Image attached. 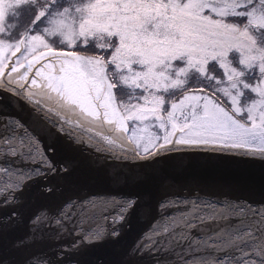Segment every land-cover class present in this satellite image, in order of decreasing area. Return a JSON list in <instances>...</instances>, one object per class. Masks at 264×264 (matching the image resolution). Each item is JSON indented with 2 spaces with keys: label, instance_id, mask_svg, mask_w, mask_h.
Listing matches in <instances>:
<instances>
[{
  "label": "snow or ice",
  "instance_id": "6c2138e0",
  "mask_svg": "<svg viewBox=\"0 0 264 264\" xmlns=\"http://www.w3.org/2000/svg\"><path fill=\"white\" fill-rule=\"evenodd\" d=\"M0 47L16 57L10 67L8 56L0 59V76L6 68L9 72L0 92L13 94L17 103L35 105L33 112L45 121L49 118L32 88L24 92L35 65L34 77L44 81L39 87L55 93L70 110L79 109L94 120L102 116L118 133L129 132L126 121L139 122L143 134L137 135L134 123L128 137L135 144L134 154L122 152L115 159L152 160L206 150L264 160V0H0ZM21 67L23 72L10 75ZM30 85L37 86V79ZM0 144H7L12 156L25 149L16 158L38 165L20 177L45 181L38 190L41 199L54 200L62 193L74 161L57 160L55 147L45 149L16 117L0 115ZM10 164L9 156L0 159V168L8 173L13 171ZM124 179L113 174L114 183ZM12 187L22 192L24 184ZM138 202L137 197L125 198L117 218L126 219L125 213ZM21 203L11 190L0 196V207ZM229 207L238 224L193 241L189 249L198 244L223 251L224 256L213 257L215 264H264V205L230 202ZM74 208L71 201L37 207L25 240L35 243L53 223L59 235ZM11 218L20 220V213L12 212ZM7 222L0 218V231ZM181 227L195 224L185 219ZM161 232L176 239L167 224L155 235ZM109 235L118 236L119 231L113 227ZM103 238L84 234L69 247L78 251L81 243ZM156 243L146 236L135 248L141 255L151 253L159 251ZM14 246L25 244L17 241ZM25 264L51 261L40 254Z\"/></svg>",
  "mask_w": 264,
  "mask_h": 264
},
{
  "label": "water",
  "instance_id": "95a60500",
  "mask_svg": "<svg viewBox=\"0 0 264 264\" xmlns=\"http://www.w3.org/2000/svg\"><path fill=\"white\" fill-rule=\"evenodd\" d=\"M5 80H0V88ZM0 96L3 97L0 115L22 121L45 149L54 146L57 160L75 162L73 173L62 182V193L54 200L41 199L38 190L45 181L42 178L24 181L20 177L38 165L16 158L25 149L18 148L12 156L10 147L0 144V159L9 156V167L13 169L8 173L0 168V196L11 190L22 198L18 207H0V218L8 221L0 231V261L4 264H25L29 257L40 254L51 264H68L69 258L71 264H184L187 260L199 264L197 258L205 264H215L213 257L224 256L223 251L198 244L189 249V244L238 224V217L230 214V202H246L257 208L264 205L262 159L206 150L152 160L115 159L122 152L131 157L135 148L122 144L107 131L80 124L42 101L40 107L49 118L47 121L33 112L35 105L23 100L17 103L7 91L0 92ZM57 127H63L64 132L57 131ZM67 133L78 142L73 143ZM113 174L123 176L124 181L114 183ZM14 183H23V191L16 192ZM129 197H137L139 202L125 213L126 219L117 218L125 198ZM67 201L75 208L64 222L65 231L58 235L59 227L53 223L42 238L36 237L35 243L25 240L37 207H57ZM14 211L20 213V220L11 218ZM209 216L213 218L208 219ZM185 219L195 227L182 228ZM166 224L174 229L175 240L169 233L155 235ZM113 227L119 231L118 236L109 235ZM84 234L105 238L89 239L81 243L78 251H73L69 246ZM146 236L158 242L155 247L159 251L142 255L137 251L135 245ZM17 241H24L25 246L15 247ZM196 247L199 251L194 250Z\"/></svg>",
  "mask_w": 264,
  "mask_h": 264
},
{
  "label": "rangeland",
  "instance_id": "374dc122",
  "mask_svg": "<svg viewBox=\"0 0 264 264\" xmlns=\"http://www.w3.org/2000/svg\"><path fill=\"white\" fill-rule=\"evenodd\" d=\"M21 51H23V47L21 48ZM5 56H8V64L9 67L12 64V61L15 60L16 57L14 56H10L9 55V50L8 49H4L2 47H0V59H3ZM16 56H20V53L17 52ZM44 61L42 60L41 63H43ZM39 67V65H35V67L32 70V73H29V81L28 83L25 85V92L28 93V87L32 88V93L34 94L35 98H37L38 100L42 101L43 103H47L49 105L55 106L58 109L63 110L65 113H67L69 116H71L72 118L78 119L83 121L84 123L88 124L89 127H92L94 129L100 130V131H107L109 132L116 140H118L119 142H121L122 144H125L127 146L133 147L135 148V144L133 143V141L131 139H129L128 137L131 136V129L133 127V124L135 123L136 125H138L137 127V135H142L143 131L142 128L139 126V122H133V121H126V126L129 129L128 133H123V132H115L113 129L115 128V124L113 125H109L105 122H103V117L101 116L100 119L98 120H94L92 117H88L84 114H82L79 109H77L76 111H72L70 110V107L67 105H63V102H58V97L55 93H50L48 90L43 89L41 87H39V85L41 83H44V81H41L40 77H34V72L36 71V69ZM25 69L23 67L18 69L17 73H11L10 75L13 77H16L18 75L19 72H23ZM47 74V73H45ZM54 74V72H53ZM9 75L8 69H5V73L4 76H0V80L3 78H7V76ZM32 78L37 79L38 85L37 86H31L30 85V80ZM166 105H169L168 103L165 104V108ZM71 107H75V106H71ZM169 107V106H168ZM149 121H145L144 124H148ZM148 131H159L158 129H153L150 128L148 129Z\"/></svg>",
  "mask_w": 264,
  "mask_h": 264
},
{
  "label": "bare ground",
  "instance_id": "6f19581e",
  "mask_svg": "<svg viewBox=\"0 0 264 264\" xmlns=\"http://www.w3.org/2000/svg\"><path fill=\"white\" fill-rule=\"evenodd\" d=\"M1 80H2V79H1ZM77 120H78V119H77ZM78 121H80V122H79L80 124H82V125H84V126H86V125L88 126V124L84 123L83 121H81V120H78Z\"/></svg>",
  "mask_w": 264,
  "mask_h": 264
},
{
  "label": "flooded vegetation",
  "instance_id": "af4514ba",
  "mask_svg": "<svg viewBox=\"0 0 264 264\" xmlns=\"http://www.w3.org/2000/svg\"><path fill=\"white\" fill-rule=\"evenodd\" d=\"M55 107V106H54ZM56 108V107H55ZM56 109H58V108H56ZM60 112H62V113H65L63 110H61V109H58ZM65 114H67V113H65Z\"/></svg>",
  "mask_w": 264,
  "mask_h": 264
},
{
  "label": "trees",
  "instance_id": "16d2710c",
  "mask_svg": "<svg viewBox=\"0 0 264 264\" xmlns=\"http://www.w3.org/2000/svg\"><path fill=\"white\" fill-rule=\"evenodd\" d=\"M61 47H63V46H61ZM168 106H169V105H166V108H168Z\"/></svg>",
  "mask_w": 264,
  "mask_h": 264
}]
</instances>
